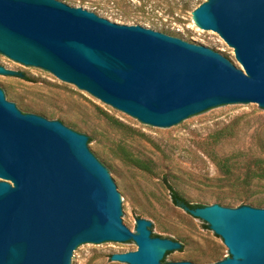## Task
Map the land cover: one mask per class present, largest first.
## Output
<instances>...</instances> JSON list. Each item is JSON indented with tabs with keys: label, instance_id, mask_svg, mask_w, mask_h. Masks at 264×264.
<instances>
[{
	"label": "water",
	"instance_id": "1",
	"mask_svg": "<svg viewBox=\"0 0 264 264\" xmlns=\"http://www.w3.org/2000/svg\"><path fill=\"white\" fill-rule=\"evenodd\" d=\"M194 20L240 64L184 33L119 25L62 0H0V54L164 134L226 109H264V0H207ZM29 77L0 66V83ZM99 140L24 113L10 85H0V264H81L87 247L101 245H137L110 254L117 264H199L174 262L188 246L157 237L149 221L137 220L133 232L119 173ZM223 205L183 206L228 248L230 257L215 264H264V207Z\"/></svg>",
	"mask_w": 264,
	"mask_h": 264
},
{
	"label": "rangeland",
	"instance_id": "2",
	"mask_svg": "<svg viewBox=\"0 0 264 264\" xmlns=\"http://www.w3.org/2000/svg\"><path fill=\"white\" fill-rule=\"evenodd\" d=\"M62 1L71 7L105 14L119 25L160 27L175 36L184 33L190 43L201 41L220 46L223 55L236 60L234 49L219 35H208L194 20L195 10L207 0ZM0 66L30 75L27 81L0 83L10 85L14 100L24 113L64 121L82 129L87 137L98 135L100 140L95 144L119 173L116 180L132 211L130 228L134 233L137 220L143 219L159 229L157 237L188 246L186 253L174 262L198 260L199 264H215L230 257L223 240L206 223L174 205L166 181L192 205H257V199H264V188L237 191L224 186V175L204 150L213 149L221 157L234 158L237 164L233 171L243 176L249 159L264 157V109H226L164 134L50 72L16 65L1 54ZM110 118L123 126L115 125ZM221 131L232 136L214 148L213 136ZM133 160L142 162L144 167ZM239 193L253 198L244 205L233 204L229 198ZM137 249V245L87 247L79 259L81 264H117L110 254Z\"/></svg>",
	"mask_w": 264,
	"mask_h": 264
},
{
	"label": "trees",
	"instance_id": "3",
	"mask_svg": "<svg viewBox=\"0 0 264 264\" xmlns=\"http://www.w3.org/2000/svg\"><path fill=\"white\" fill-rule=\"evenodd\" d=\"M109 118V117H108ZM110 120L118 126H123L119 121L110 118ZM230 133H224V132H218L213 136L212 146L214 148L220 147L226 140H229L231 138ZM212 148V147H211ZM213 149H205L204 154L207 155L211 161L216 165V167L220 170V172L224 175V181L223 185L230 187L235 190H244V189H252V187H261L264 188V157L261 155L255 156L247 161V171L246 173L241 176L234 173V168L237 163H234V158L231 157H221L214 151ZM137 163L138 161H132ZM140 166L144 167V164L142 162H138ZM167 182V187L171 192L172 201L175 206L183 208V206H187L191 209H196L199 207H205L203 205H192L186 201L184 197H182L178 192H176L173 187ZM253 196L250 195H243V193H239V195H233L229 199L233 201V204L235 202L244 205L245 203L249 202ZM257 206L261 207L264 204V199H257ZM227 207H232V204L223 205ZM209 229V227L207 226ZM169 254L166 255V257ZM166 257L164 260V263L166 262ZM197 263L200 262L196 260Z\"/></svg>",
	"mask_w": 264,
	"mask_h": 264
},
{
	"label": "flooded vegetation",
	"instance_id": "4",
	"mask_svg": "<svg viewBox=\"0 0 264 264\" xmlns=\"http://www.w3.org/2000/svg\"><path fill=\"white\" fill-rule=\"evenodd\" d=\"M169 254V253H168Z\"/></svg>",
	"mask_w": 264,
	"mask_h": 264
}]
</instances>
